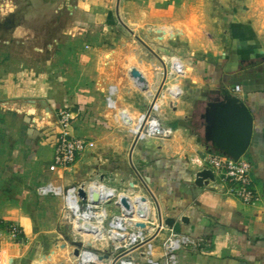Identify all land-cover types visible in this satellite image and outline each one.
Listing matches in <instances>:
<instances>
[{
  "label": "crops",
  "instance_id": "0c3cea01",
  "mask_svg": "<svg viewBox=\"0 0 264 264\" xmlns=\"http://www.w3.org/2000/svg\"><path fill=\"white\" fill-rule=\"evenodd\" d=\"M239 5L250 12L244 3L235 0H84L86 20L58 45L54 54L29 53L8 44L0 26V104L45 100L56 118L60 110L76 108L70 126L72 134L95 145L81 153L71 167L52 173L49 168L55 156L57 126L38 124L29 114L0 106V223L4 224L0 229V256L11 252V261L24 252L10 248L14 236L8 233V227L16 226L21 231L33 228L32 215L40 214L37 201L46 199L37 193L40 186L54 182L68 187L91 178L113 177L117 182L141 187L132 175L139 172L144 186L160 198L162 216L176 220L178 232L210 242L206 254L182 252V264H264V53L256 46L249 25L242 17L234 16ZM212 7L229 17L235 28L230 50L220 63L197 61L187 65L184 61L191 86L183 87V97L187 98L181 102L182 97L174 108L164 106L162 111L168 124L177 130L176 138L147 140L133 150L132 135L120 113L137 118L150 100L136 105L123 98L121 74L131 96L144 92L132 85L129 72L110 65L111 52L91 47L89 29L104 24V30L115 28L116 22L123 24V16L131 23H150L148 31L160 34V39H185L186 23H191L201 10L208 14ZM80 29L88 34L84 35L87 41L83 38L75 54L78 62L65 59L66 63L61 57ZM129 31L133 33L130 28ZM67 53L68 58L75 59ZM134 69L147 78L143 70ZM223 84L231 91L241 86L239 97L254 115L253 139L246 157L253 165V185L260 196L253 206L225 194L218 181L204 187L195 185L199 170L190 160L209 151L197 142L204 130L201 115L207 98ZM111 86L119 90L117 111L107 107ZM193 93L200 94L194 102L189 100ZM189 120L192 127L186 126ZM182 218L188 222L183 223Z\"/></svg>",
  "mask_w": 264,
  "mask_h": 264
},
{
  "label": "built area",
  "instance_id": "2783aa9c",
  "mask_svg": "<svg viewBox=\"0 0 264 264\" xmlns=\"http://www.w3.org/2000/svg\"><path fill=\"white\" fill-rule=\"evenodd\" d=\"M155 65L157 88L142 73L144 85H138V77L129 71L132 85L147 93L149 105L137 118H131L121 112V120L129 127L133 144L150 139L167 141L175 137L177 130L166 122L162 115L164 106L174 108L183 97V80L186 78V65L178 56H157ZM139 72V71H138ZM154 89V90H153ZM241 86H235L232 93L239 96ZM119 90L111 86L106 96L107 107L118 110ZM74 114L69 109L57 113V138L55 156L49 171L67 169L75 164L77 157L87 149L94 148V143L85 138L76 137L70 130ZM191 163L199 171L211 170L215 181L230 195L244 205L253 206L260 196L253 185V165L245 157L234 161L221 154L208 151L203 156L191 158ZM116 178H91L68 187L49 182L40 186V197H55L61 202L62 220L71 230V258L67 264H182L180 254L192 252L206 254L210 242L204 237H193L178 232L175 227L165 224L161 216L158 201L143 192L142 188L132 183L117 182ZM114 182H116L114 184ZM83 190L85 197L80 196ZM99 195L98 201L93 193ZM127 198L129 207L122 204ZM137 200L138 202L136 203ZM148 209L145 216L140 210ZM71 216L72 220H69ZM144 224L145 228L137 227ZM13 234L18 228L11 226ZM78 249L79 255L74 251Z\"/></svg>",
  "mask_w": 264,
  "mask_h": 264
},
{
  "label": "rangeland",
  "instance_id": "374dc122",
  "mask_svg": "<svg viewBox=\"0 0 264 264\" xmlns=\"http://www.w3.org/2000/svg\"><path fill=\"white\" fill-rule=\"evenodd\" d=\"M235 1L240 2V4L244 3L248 11H250L249 13L245 12L247 10L242 5H239L234 16L242 17L244 24L249 25L252 29L254 40L258 44L256 46L260 52L264 53V0ZM197 13L192 18L191 23H186L184 26L185 34L187 35L185 39H177L176 37L160 39L162 37L160 34L151 33V30L148 31L151 27L149 25L150 23L143 22L135 24L128 22L122 16L121 19L125 26L116 22L115 28H107L104 30V25L106 24L102 25L101 28H90L88 32L90 33V39H88V42H93L91 47H101L111 52L108 54V57L110 58V62H112L110 64L112 67L117 66V68L125 72H129V70L138 67L143 70L152 84H156V81H159L155 77L154 71L155 65L158 64L157 56H178L187 65L197 61L200 63L207 62L208 64H212L213 62L220 63L226 57L225 54L226 51L230 50L232 33L235 30L231 21H228L229 17H225L219 8L214 7L209 9L208 14L205 9ZM222 19H224V22H220ZM129 28L133 33L129 31ZM164 32L168 33V30ZM78 34V36L75 35L71 39L74 40L64 50V56L62 55L61 57L63 61L68 59L72 63L78 62V59H76L77 55L75 54L79 53L81 49L80 44L84 40L83 38H86L85 36L88 35L82 29L78 31ZM100 36L104 40H99L98 37ZM85 41H87V38ZM148 48H151L154 53ZM68 51L73 54L75 59L67 57ZM111 56H113V61ZM65 62L67 63V61ZM125 84L126 79L121 74L119 86L125 100L135 101L136 105H139L138 103L140 102L147 101V93H135L134 96H131V92L125 87ZM186 86L191 88L189 78L183 81V87L186 88ZM153 87L154 89L157 88V84L153 85ZM199 97V93H193L189 95V100L194 102ZM185 98L187 97H183L180 101L184 102ZM166 122L169 121L166 119ZM186 126L192 127V120H189ZM176 136L177 134L172 139H175ZM244 157H248V152ZM132 175L140 183L143 192L152 198L151 195L153 193L142 183L140 173L132 172ZM155 198L161 204L160 198H157V196ZM153 201L155 202L154 199ZM37 205L40 208V214L32 215L35 221L32 229L26 231L18 229L17 234H13L11 231L12 225L8 227V233L14 236V239L11 241L12 244H10L12 247L10 248H18L24 252L21 256L14 257L11 261L8 259L11 256V252L0 256V264H67L68 260L72 259L71 249L75 244L72 241L69 226L62 220L60 200L50 196L46 197V199L38 200ZM2 243L5 245V240ZM16 244L20 245L15 246Z\"/></svg>",
  "mask_w": 264,
  "mask_h": 264
},
{
  "label": "water",
  "instance_id": "95a60500",
  "mask_svg": "<svg viewBox=\"0 0 264 264\" xmlns=\"http://www.w3.org/2000/svg\"><path fill=\"white\" fill-rule=\"evenodd\" d=\"M86 20L84 0H0V26L3 40L29 53L54 54L58 45ZM140 40V39H139ZM133 75L142 77L138 70ZM214 96L205 102L201 115L203 133L197 142L209 151L238 161L248 152L254 132V115L249 106L233 94L227 84L213 92ZM0 106L29 114L38 124L58 125L55 112L45 100H18L1 103ZM76 108L71 112L75 113ZM137 143L133 144V150ZM215 182L214 173L203 169L197 172L195 185L208 186ZM133 185V184H132ZM80 196L85 197L83 190ZM98 201L99 195L93 193ZM122 204L128 208L127 198ZM162 216V215H161ZM72 220L71 216L68 217ZM187 223V218H182ZM176 220L166 218L165 224L174 227ZM144 229V224H137ZM74 255L78 256L76 249Z\"/></svg>",
  "mask_w": 264,
  "mask_h": 264
},
{
  "label": "bare ground",
  "instance_id": "6f19581e",
  "mask_svg": "<svg viewBox=\"0 0 264 264\" xmlns=\"http://www.w3.org/2000/svg\"><path fill=\"white\" fill-rule=\"evenodd\" d=\"M136 82H137L138 85L143 86L145 80H144L142 77H140V78H137ZM135 201H136V203L138 202L137 200H135ZM140 211H141V213H138V214H139L138 216H141L142 212H144V215H145V216L148 215V213H147V212H148V209H147V208H145V209H143V210H140Z\"/></svg>",
  "mask_w": 264,
  "mask_h": 264
},
{
  "label": "trees",
  "instance_id": "16d2710c",
  "mask_svg": "<svg viewBox=\"0 0 264 264\" xmlns=\"http://www.w3.org/2000/svg\"><path fill=\"white\" fill-rule=\"evenodd\" d=\"M0 229H4V224L0 223Z\"/></svg>",
  "mask_w": 264,
  "mask_h": 264
},
{
  "label": "flooded vegetation",
  "instance_id": "af4514ba",
  "mask_svg": "<svg viewBox=\"0 0 264 264\" xmlns=\"http://www.w3.org/2000/svg\"><path fill=\"white\" fill-rule=\"evenodd\" d=\"M209 98H207V100H208Z\"/></svg>",
  "mask_w": 264,
  "mask_h": 264
}]
</instances>
